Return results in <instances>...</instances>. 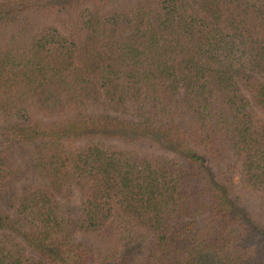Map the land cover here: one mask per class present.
I'll return each mask as SVG.
<instances>
[{
	"label": "trees",
	"instance_id": "trees-1",
	"mask_svg": "<svg viewBox=\"0 0 264 264\" xmlns=\"http://www.w3.org/2000/svg\"><path fill=\"white\" fill-rule=\"evenodd\" d=\"M0 264H264V0H0Z\"/></svg>",
	"mask_w": 264,
	"mask_h": 264
}]
</instances>
